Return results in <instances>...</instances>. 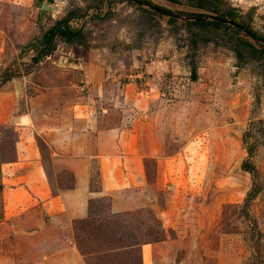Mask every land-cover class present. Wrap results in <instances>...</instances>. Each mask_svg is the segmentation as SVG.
Returning <instances> with one entry per match:
<instances>
[{"label":"rangeland","instance_id":"obj_1","mask_svg":"<svg viewBox=\"0 0 264 264\" xmlns=\"http://www.w3.org/2000/svg\"><path fill=\"white\" fill-rule=\"evenodd\" d=\"M45 1L0 0V81L12 74L0 83V264H142L139 246L154 238L174 240L182 264H264V65L243 44L236 55L244 31L190 24L216 12L183 0H151L179 18L132 0H53L57 11L41 13ZM220 2L264 39V0ZM76 9L69 25L81 41L56 37L39 56L42 33ZM75 117L119 127L101 150L122 183L110 174L114 190L90 196L60 235H44V211L10 187L29 164L23 142L41 152L52 192L73 185L60 138L82 131ZM246 159L260 185L248 200ZM91 164L96 191L102 174ZM128 186L145 205L112 211Z\"/></svg>","mask_w":264,"mask_h":264},{"label":"crops","instance_id":"obj_2","mask_svg":"<svg viewBox=\"0 0 264 264\" xmlns=\"http://www.w3.org/2000/svg\"><path fill=\"white\" fill-rule=\"evenodd\" d=\"M73 123H82V131L80 132L78 129L73 130L66 138H64L65 136L60 138L61 140H68L66 148L70 150V154L67 157L66 165L67 169L73 174V185L57 193L52 192L49 173L44 161L42 158L41 161L36 159L41 155V152L39 155L31 143L27 144L23 142L22 149L28 154L29 164L25 170L26 172L20 174L17 178L15 177V185L10 187L11 191L14 192L13 194L23 195V201L26 204L33 205L34 202L44 211L47 217V221L44 224L41 223L43 230H46V234L43 233L44 235H60L67 227H70L69 224H71L72 220L83 218L88 210V199L90 196L102 195L111 191L110 189H115V186L111 185L112 180L110 178L112 175L118 178L119 184L122 183V180L118 177L120 169H115L116 167L112 168L110 165L107 166L103 159L104 153L101 150L105 146L104 144L107 142V139H112L117 134V130H120L119 127H101L103 123L102 119H100V125H97L92 118L86 120L75 117L73 118ZM95 159H97L98 171L102 174V181L99 184V188L93 191L90 189L93 175L91 163ZM110 174L112 175L110 176ZM130 186L123 188L125 191L123 196L125 197L120 198L116 197V195L112 197L110 207L112 211L139 209L145 205V201L140 196H135V191L127 189ZM130 196L139 197V200L133 203L129 198ZM32 217H30V221L33 223L35 221L34 215ZM36 218L38 219V216ZM27 221H29V218ZM173 241L163 239L157 242L142 244L140 247L141 263L182 264L184 261L183 257L174 260L171 256L173 248L169 244ZM78 254L80 256V253ZM74 260L76 261L75 258Z\"/></svg>","mask_w":264,"mask_h":264},{"label":"trees","instance_id":"obj_3","mask_svg":"<svg viewBox=\"0 0 264 264\" xmlns=\"http://www.w3.org/2000/svg\"><path fill=\"white\" fill-rule=\"evenodd\" d=\"M140 1H143L144 3L149 4L153 8H160V9L166 10V8H164L162 6H159V5L151 2V0H140ZM170 1L178 2L180 0H170ZM183 1L185 3L191 5V6H197V7L206 9V10L214 11V12H216V16L217 17H221V18L228 19L229 21L235 23V26L232 27L231 25H228V24H225V23H221V22H219L217 20H201V19H197V20H193V21H188L190 24L197 25L199 28H202L203 30L210 29V28H211V30H213V29L219 28L220 26L232 27V28H234L235 31H239L241 28H243V30L249 31L254 36H256L258 39H260L261 41L264 42L263 37L261 35H259L257 32H255L249 26L248 23H245V22L241 21L238 18V16L235 13L232 12V10L230 8L227 9V10L222 9L221 8V4H220L221 3L220 0H183ZM76 11H77V9L68 12L63 18L55 21V23L51 27H49L48 29H46L42 33L40 39L38 40L42 44V48L39 50V54H38L39 56L40 55H43V54H46L47 52H49L52 49V47H53V40L56 37H59L61 40H63L66 43H73V42H80L81 41V38L83 37L82 30L80 28L74 29V28H72L69 25V20L71 18H74L75 16L78 15ZM201 15L202 14H200V13L194 14L195 17L201 16ZM235 39H236L235 40L236 45L239 46V47L236 46L234 48V50L236 52V55L238 57H244V52L240 48L241 47V44H243L244 46H246L244 48V51L245 50L247 51V53L245 55L248 54V55H250V57H253V58H256V59H261L263 65H264V50H262L259 46H257L254 43L253 40L246 38V35H241V34L240 35H237L236 33H235ZM239 48L241 49V51H240ZM34 59L36 60L37 57H35ZM11 75H12L11 73L6 74L2 78V80H4V81L9 80L11 78L10 77ZM262 75H263V80H264V68H263ZM2 80L0 81V83L2 82ZM263 130H264V128H263ZM243 138H244V140H246L245 135L243 136ZM249 146L250 147L247 146L246 150H247L248 156H251L252 155V152H253V146H254V144H250ZM241 168L243 170L251 173L252 174V177H253L252 178L253 179V182H252L251 189L248 192L249 194L245 198V199L248 200V198L250 197V195L251 194H255L259 190V188H260V185L258 183V174H257L258 172L255 169V167L253 166V164H251V162H249L247 159L243 161V163L241 165ZM242 212H243V214L248 215V212L246 211V206H245V208L243 209ZM252 221H254V223H251V226L250 227H251V230L252 231H255V230H257L256 221L255 220H252ZM251 233H253V232H251ZM256 234H261V233L258 232V231H256L255 232V235ZM139 235H135L134 234V236H139ZM129 236L130 235L127 234V237H129ZM244 238L246 239V236ZM158 240H159L158 238H154V239L147 240V241H143L142 240L143 241L142 244L143 243L154 242V241H158ZM139 247H141V246H139ZM258 253H259L258 254L259 255L258 258L262 257V254L260 253V251ZM260 261L261 260L256 259V262L257 263L260 262Z\"/></svg>","mask_w":264,"mask_h":264},{"label":"water","instance_id":"obj_4","mask_svg":"<svg viewBox=\"0 0 264 264\" xmlns=\"http://www.w3.org/2000/svg\"><path fill=\"white\" fill-rule=\"evenodd\" d=\"M132 1L136 2L139 5L147 4V3H144L143 1H140V0H132ZM52 3H53V0H46L45 2H43L41 5L40 12L44 13L46 10H56V6H54ZM154 9L159 11V12H164V13L168 14L169 16H172V17H176V18L181 17V16H179L173 12L166 11V10H163L160 8H154ZM188 18H191L194 20H197V19L208 20L209 18H211V19L217 20L221 23H228V24L235 26V23L229 21L228 19L217 17L216 15H205V16H198V17H188ZM241 30H243V28H241ZM243 31L247 36H249L252 40H254L256 43H258L264 49V44L261 42L260 39H258L256 36H254L252 33H250L247 30H243Z\"/></svg>","mask_w":264,"mask_h":264},{"label":"bare ground","instance_id":"obj_5","mask_svg":"<svg viewBox=\"0 0 264 264\" xmlns=\"http://www.w3.org/2000/svg\"><path fill=\"white\" fill-rule=\"evenodd\" d=\"M54 6H56V5H54ZM55 11H57V7H56V10Z\"/></svg>","mask_w":264,"mask_h":264}]
</instances>
